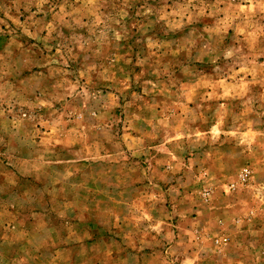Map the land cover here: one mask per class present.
Wrapping results in <instances>:
<instances>
[{
	"label": "rangeland",
	"instance_id": "1",
	"mask_svg": "<svg viewBox=\"0 0 264 264\" xmlns=\"http://www.w3.org/2000/svg\"><path fill=\"white\" fill-rule=\"evenodd\" d=\"M0 264H264V0H0Z\"/></svg>",
	"mask_w": 264,
	"mask_h": 264
},
{
	"label": "built area",
	"instance_id": "2",
	"mask_svg": "<svg viewBox=\"0 0 264 264\" xmlns=\"http://www.w3.org/2000/svg\"><path fill=\"white\" fill-rule=\"evenodd\" d=\"M250 178H251V170L249 168L242 169V171L237 177L236 182L230 184V189H235L239 185H245L246 183H248Z\"/></svg>",
	"mask_w": 264,
	"mask_h": 264
}]
</instances>
